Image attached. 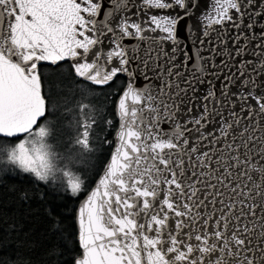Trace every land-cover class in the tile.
<instances>
[{
  "label": "snow or ice",
  "instance_id": "obj_1",
  "mask_svg": "<svg viewBox=\"0 0 264 264\" xmlns=\"http://www.w3.org/2000/svg\"><path fill=\"white\" fill-rule=\"evenodd\" d=\"M197 7L0 0V164L43 184L59 181L73 196L87 191L74 264H264V0H211L194 38L188 19ZM181 27L199 45L192 55ZM65 61L90 85L128 77L115 147L90 191L73 156L92 151L90 105H77L66 154L49 140L55 108L42 66ZM149 73L158 84L137 88L138 75L149 81Z\"/></svg>",
  "mask_w": 264,
  "mask_h": 264
},
{
  "label": "trees",
  "instance_id": "obj_2",
  "mask_svg": "<svg viewBox=\"0 0 264 264\" xmlns=\"http://www.w3.org/2000/svg\"><path fill=\"white\" fill-rule=\"evenodd\" d=\"M42 71L46 82L52 86L50 104L52 97L64 98L61 102L70 101L75 108L79 103L89 104L88 114L94 118L103 113L105 155L88 190L111 149V136L116 127L113 105L124 79L116 77L106 86L95 87L70 74L68 63L45 65ZM56 115L50 112V118ZM108 120L113 121L112 126L106 123ZM85 192L72 196L59 181L43 184L19 168L0 164V264H73L80 254L74 211Z\"/></svg>",
  "mask_w": 264,
  "mask_h": 264
},
{
  "label": "rangeland",
  "instance_id": "obj_3",
  "mask_svg": "<svg viewBox=\"0 0 264 264\" xmlns=\"http://www.w3.org/2000/svg\"><path fill=\"white\" fill-rule=\"evenodd\" d=\"M63 99H55L52 97L51 105L55 108L54 112L57 113V115L53 118L56 131L53 136L49 138V140L53 143L56 150L66 154L71 148V142L76 136V121L79 119V115L78 109L73 107V104H71L70 101L65 103L64 101L61 102ZM65 108H69L71 111L65 112ZM95 120L96 124L93 127L91 137L92 151L80 152L77 150L73 153L75 158L74 167L77 174L84 180L86 188L90 185L93 178L97 174L105 155V149L102 146V134L104 132L102 130V124H105L103 113L95 115Z\"/></svg>",
  "mask_w": 264,
  "mask_h": 264
},
{
  "label": "water",
  "instance_id": "obj_4",
  "mask_svg": "<svg viewBox=\"0 0 264 264\" xmlns=\"http://www.w3.org/2000/svg\"><path fill=\"white\" fill-rule=\"evenodd\" d=\"M135 2L137 4H139L140 3V0H135ZM197 4H198L197 9L194 10L193 15L188 19V24H190L192 26V30L195 33V37L194 38H198L200 36V34L202 33V31H203V28L201 27V22H200V20H199L198 17L201 14H203L204 12L210 10L211 0H197ZM133 11H135V9H133ZM152 14H156V13L153 12ZM246 22H248L247 21V18H246ZM240 31L243 32V33H245L246 35L248 34V30L246 28H241ZM233 32H234V30H230L229 35H232ZM255 32L256 33H259L260 32V28L259 27H256L255 28ZM189 35L190 34L187 33L186 30L183 27H181L180 30L178 31V36H179L180 40L182 41V47L185 48V50L189 53V55H192L195 52L196 47H198L199 45L197 44L196 46H194L192 44L191 40L189 39ZM213 35H215V33H213ZM258 42L259 41L257 40V41H255L253 43H258ZM229 44H231V41H229ZM165 47L170 49L171 46L170 45H166ZM208 47L210 48L211 45H208ZM248 51L249 52H252L253 51L252 45H249ZM209 54L210 53H208V52H204L203 53V55H205V56H207ZM183 59H184L183 54L182 53H178L177 54V61L176 62L179 64L180 61L183 60ZM63 63H68V62L65 61ZM189 63L191 64V61H189ZM217 63H219V59H217ZM228 63H234V62L228 61ZM45 65L46 66H53V65H47V64H45ZM45 65H43V66H45ZM133 70L135 71L136 69L134 68ZM224 71H227V69H224ZM233 71H235L234 68H233ZM149 76L151 77V79L149 81H146V80L143 79V76L138 75V77H137V79L135 81V86L137 88H144L146 86L147 87H152L153 85L158 84V81L155 79V77L152 76L151 73H149ZM117 77H122L124 79V86H123L122 90L119 92V94L116 96L115 101H114V105H113V114H114V118H115V121H116V127L118 126V123H119V121L117 120V117H116V102L118 101L120 95L125 90V88L127 86V83H128V77L127 76H125V75H118ZM111 82H109L108 84H110ZM85 83H87V82H85ZM108 84H106V85H108ZM106 85H104V86H106ZM92 86L101 87V86H96V85H92ZM203 87L206 88L207 85H204ZM216 87H217V89L220 88V83L218 81H216ZM232 91L233 92L239 91V85L237 84L236 87H233L232 88ZM116 127H115V130H114V132H113V134L111 136L112 145H111V149H110V152L108 154V157H107L105 163L103 164L102 169L100 170L99 174L96 176V178L94 179V181L91 184L90 188L88 189V191H90L91 188H93L95 186V184L98 181L100 175L103 174V171H104V168H105L106 164L110 160V157H111L112 152H113L114 147H115ZM165 127H167V126H165ZM86 195H87V191L82 195V197H80L78 199V201L76 203L75 211H74V223H75V228H76V242H77L78 249H79V252H80L79 256L82 255V251H81V248H80V245H79V240H78L77 212H78V209L80 208L83 200L85 199Z\"/></svg>",
  "mask_w": 264,
  "mask_h": 264
}]
</instances>
